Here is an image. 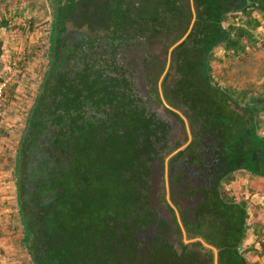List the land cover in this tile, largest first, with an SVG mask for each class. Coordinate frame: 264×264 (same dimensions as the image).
<instances>
[{
	"label": "trees",
	"instance_id": "1",
	"mask_svg": "<svg viewBox=\"0 0 264 264\" xmlns=\"http://www.w3.org/2000/svg\"><path fill=\"white\" fill-rule=\"evenodd\" d=\"M69 2L75 0H59L53 66L35 99L30 130L15 159L17 202L33 263L202 264L195 252L179 254L165 239L166 219L148 199L150 164L177 150L167 161H179L185 167L177 169L180 175L189 171L190 176L174 178L168 187L161 184L162 204L174 213L172 203L177 202L172 195L170 201L165 196L169 198L184 181L188 198L198 199L193 222L187 220L188 214L181 216L188 236L214 245L222 264H249L239 249L248 217L246 201L226 197L221 182L239 169L264 177V136L258 131L264 90L252 95L244 88H223L213 79L209 63L215 46L233 56L257 41L252 30L264 20V0H255L257 7L244 10L239 22L228 14L247 0H194L197 19L187 39L172 50L166 75L168 102L181 109L187 123L170 108L166 113L185 130L190 128L192 139L186 144L173 137L169 119L155 120L145 108L131 104L133 100L126 105L122 99L117 105L118 126L84 117L83 89L72 83L79 73L65 80L71 65L66 71L57 67L63 5ZM87 2L76 11L79 15L86 8L91 11ZM77 53L81 57L82 52ZM107 90L101 88L110 98L119 94L126 98L124 89ZM195 243L203 245L200 240Z\"/></svg>",
	"mask_w": 264,
	"mask_h": 264
},
{
	"label": "flooded vegetation",
	"instance_id": "2",
	"mask_svg": "<svg viewBox=\"0 0 264 264\" xmlns=\"http://www.w3.org/2000/svg\"><path fill=\"white\" fill-rule=\"evenodd\" d=\"M103 6L98 7L97 17L92 20L94 23L89 21L83 24L84 31H87L89 35H84L83 39L74 40L72 44L66 43L63 30H66L65 23H67V20L65 22L63 18L61 19L62 33L60 35L61 44L58 47L60 55L57 59V67L60 71H66L68 63L70 65L71 62L73 63L71 69L65 75V80L72 79L71 76L77 72L79 73L77 79H74L72 83L83 89L84 117L86 119L93 117L94 120H100L103 123L105 122V125L109 124L112 127L118 126L116 122H119L121 108L117 105L123 103L122 99H125L126 105H129L130 100H133L131 104L145 108L146 112L152 114L155 120L169 119L168 122L171 124V134L173 135L172 124L177 119L168 116L166 108L174 110L181 116L182 114L173 108L174 104L171 105L168 102L167 90L170 88V77L168 81L166 75L170 71L174 57L172 50L187 39L197 19L198 9H196V13H193L196 8L194 0H135L134 7L142 13L141 16L139 13H127L126 4L118 8L115 13H110L112 12L110 7L106 9ZM76 11L71 10L76 19L80 17L82 20H91V16L86 14L88 11L81 15ZM107 13H109V17L104 16ZM70 22L73 23V27H77L73 20H70ZM146 25L148 27H145ZM135 27H139V29H134ZM134 32L137 33L136 37ZM90 48L96 50H93V52L90 51ZM77 50L82 52L81 57L78 56ZM101 88H108L107 92L124 89L126 98L120 94L110 98L101 91ZM87 89L94 91L93 97ZM96 101H99L100 104ZM163 112L167 114L166 117L162 114ZM172 117L174 118L173 122ZM181 127L184 128L183 123ZM119 128V131L122 132V127ZM190 133L191 138L189 139H192V132ZM173 137L175 136L173 135ZM176 151H171L162 160H155L150 164L152 174L150 197L148 199L159 217L166 219L167 230L163 236L179 254L182 251H192L198 255V259L202 264H222L219 257L220 253L214 245H197L195 242L197 240L201 241V238H192L194 239L192 242L184 240L187 233L186 228L189 227L181 223L175 209L172 213L164 204L161 206L156 197L158 194L156 190H153L154 182L157 183L159 177V175H156L155 168L160 163L163 169L170 171L167 177H164L165 174H163L161 180V184L165 183L167 187L169 183L172 184L171 181L174 178H182L183 176L186 179L190 176L189 171L186 175H180L177 169H185V167L180 165L179 161L169 163ZM168 158H170L169 161H167ZM181 183H184V181ZM186 185L184 183L180 191H177L178 188H175L177 190L173 189L175 191L171 193L167 190L170 194L169 198L172 195L174 201L177 202L182 195L187 196L188 189ZM160 190L159 187L158 191L160 192ZM165 198L166 200L169 199L167 195ZM161 199L165 200L164 198ZM180 209L181 216L182 214H188L187 220L193 222V206L185 209L181 207ZM149 246L151 247V245ZM138 253L139 257L144 254L142 245H140Z\"/></svg>",
	"mask_w": 264,
	"mask_h": 264
},
{
	"label": "rangeland",
	"instance_id": "3",
	"mask_svg": "<svg viewBox=\"0 0 264 264\" xmlns=\"http://www.w3.org/2000/svg\"><path fill=\"white\" fill-rule=\"evenodd\" d=\"M84 1L85 0H75V3L69 2V5H63V7H65L63 8V11L65 12L63 20L65 22L67 20V23H65L66 30H63L66 43L68 42L72 44L74 40L83 39L84 35H89L87 31H84L85 27H83V24L89 21L94 23L92 20H95L100 5H104L103 7L106 9L107 7H110V11H112L110 13H115L118 8H121L126 4L128 8L127 13H139L140 16L142 14L134 7L135 0H89L87 3H90L92 9L89 12L86 8V11H88L87 14L91 16V20H82L80 17L79 19H76L71 10L73 9L75 12L77 7H80ZM50 2V13L48 12L49 14H46L49 19L45 22L43 21V23L46 24L30 26L22 24L20 27H17L19 41L16 50L18 52L15 55L16 59L9 58V60H4L2 63L0 62V81H7L3 97L5 109L0 115V237H4L5 240V243L2 242V245H0V264H34L25 247L27 240L25 237L26 231L21 221L16 195L15 159L19 147L18 143L24 133L29 112L45 77L48 75L49 70L52 67L48 47L52 42L54 11L55 7H58L59 5V0H55L54 4L52 1ZM94 2H96V4H94ZM4 5L1 7H5ZM1 13H3V11L0 9V16ZM24 14H27V12ZM32 15L38 17V19L40 18V12L38 11L32 12ZM104 16L109 17V13ZM24 17L25 15L22 14L20 18ZM70 20H73L77 27H73V23H71ZM145 27L148 26L146 25ZM19 29H21V31ZM134 29H139V27H135ZM18 31L20 33H18ZM134 34L136 37L137 33L134 32ZM40 38H43L45 43L40 41ZM39 45H44V48H40ZM214 48L217 49L219 47L215 46ZM259 49L264 53V42L260 44ZM93 50L96 49L90 48V51ZM23 55L26 56V59L23 57L17 58L18 56ZM23 59H25V64L20 69L17 64ZM44 59L47 61L45 64H43ZM209 64L212 67L211 74L213 75V79L223 88L229 90H242L245 87L244 89L248 90L252 95H256L264 90V54L260 58L261 69H255L254 60H252L250 56L243 58L234 55L228 58L226 57L224 60L223 58L222 60H219L218 58H215L213 53ZM72 65L73 63L71 62V66ZM176 111L184 116L181 109L177 108ZM172 119L174 120L173 117ZM258 119L260 123L259 130L264 136V115L261 114ZM172 125L173 135L179 137L181 143H188L189 138H191L190 128L188 127L187 129L186 126V132H184L185 129L181 127L182 123L179 122V120H174ZM184 144L180 146L181 149L184 147ZM155 169L156 175H159V177L157 183L154 182L153 190H156V193L159 195L160 192L158 190L159 187L161 189L163 174H165L164 177H167V175L170 174V171L163 169L161 163L157 165ZM246 172L247 171L244 169H239L233 171L230 175L225 176L221 182V189L226 197L229 199H236L241 191L240 189L244 187L242 183L247 182L245 180L248 178V175H243ZM236 174L238 175L235 176ZM180 184V189L178 188L177 191H180L184 186V183ZM158 195L156 197L160 200ZM2 198H4L3 201H1ZM168 200L170 201V198ZM196 200L198 199L196 198L192 201L188 196L182 195L177 202L182 208H190L195 204ZM162 203L163 202L161 201V204ZM172 205L177 211V216L181 221V214L178 205L176 203H172ZM184 240L186 242H192L194 239L190 238L186 233Z\"/></svg>",
	"mask_w": 264,
	"mask_h": 264
},
{
	"label": "crops",
	"instance_id": "4",
	"mask_svg": "<svg viewBox=\"0 0 264 264\" xmlns=\"http://www.w3.org/2000/svg\"><path fill=\"white\" fill-rule=\"evenodd\" d=\"M50 3H51L50 0H0V9L3 11V13H1L0 16V62L1 63L4 60H9V58L16 59L15 55L18 52L16 50L19 41L17 36V27H20L22 24L28 26L41 25V24L45 25L46 23H43V21L45 22L47 19H49V17H47L46 14L48 12L50 13ZM2 5H4L5 7L2 8L1 7ZM256 7L257 6L255 0H247V3L244 7H242L240 10L231 11L228 14V17H231L232 15L234 17L235 15L237 16L235 17L237 19L236 21L239 22L240 17L244 16L243 15L244 10L255 9ZM36 11L40 12V18H39L40 20L38 19V17L32 15V12H36ZM25 12H27V14H24ZM22 14L25 15L24 18H20ZM228 24L229 21L227 20L223 22V25L225 27H227ZM19 30L21 31V29ZM252 32L257 41L252 45L249 44L245 45L243 52L235 56H241L243 58L250 56L252 60H254L255 69H261L260 58L263 56L264 53H262V51H260L259 48H260V44L264 42V20H262L260 25L257 28L253 29ZM18 33L20 32L18 31ZM39 40L45 43L43 38L42 39L40 38ZM44 45H39V46L40 48L41 47L44 48ZM218 47L219 48L217 49L214 48L212 50L215 58L218 59L223 58L224 60L226 57L228 58L232 56L226 54V51L223 50L221 45H218ZM48 51L50 52V59H51L50 46L48 47ZM25 55L18 56L17 58L23 57L26 59ZM25 59L18 62L17 65L20 69L24 66ZM46 62H47L46 59H44V63L43 62L42 63L45 64ZM40 92H41V87H40ZM4 106H3V110L0 111V115L4 112L5 109ZM258 131L262 135L259 129ZM238 174H236L235 176H237ZM243 175L244 176L248 175V178L245 180L247 182L242 183L244 187L240 189L241 191L237 195L236 199L246 201V205L248 209V217H247L246 227L244 229V235L239 244V249L241 253L247 258L249 264H264V177L253 176L250 175L248 172H246ZM15 182H16V178H15ZM3 200L4 198L1 199V201ZM3 240L4 237H0V245H2V242L5 243V240L4 241Z\"/></svg>",
	"mask_w": 264,
	"mask_h": 264
},
{
	"label": "water",
	"instance_id": "5",
	"mask_svg": "<svg viewBox=\"0 0 264 264\" xmlns=\"http://www.w3.org/2000/svg\"><path fill=\"white\" fill-rule=\"evenodd\" d=\"M50 1H52V3L54 4V1L55 0H50ZM57 12H58V7H55V11H54V22H53V32H52V42H51V45H50V51H51V66H53L52 65V61L54 60V57H55V51H54V45H55V42H56V40H55V38H56V34H58V30H57V21H58V14H57ZM47 77V76H46ZM45 77V78H46ZM44 82H45V79H44V81H43V83H42V85H41V91L43 90V86H44ZM40 94V91H39V93H38V95ZM35 102H34V104H33V106H32V108H31V110H30V112H29V115H28V117H27V121H26V125H25V129H24V133H23V135H22V137H21V140H20V142H19V146L22 144V142H23V140H24V137L28 134V132H29V130H30V127H29V124H30V118H31V115H32V113H33V109H34V107H35ZM163 115H164V117H166V114H165V112H163L162 113ZM183 116V115H182ZM183 119L186 121V118L183 116ZM172 121H173V119H172ZM19 149L20 148H18V151H17V156L19 155ZM17 164H19V159H18V161H17ZM158 200H159V198H158ZM159 202H160V204H161V201L159 200ZM162 205V204H161ZM163 206V205H162ZM22 221H23V219H22ZM201 242H202V244L203 245H209L206 241H204V240H201Z\"/></svg>",
	"mask_w": 264,
	"mask_h": 264
},
{
	"label": "built area",
	"instance_id": "6",
	"mask_svg": "<svg viewBox=\"0 0 264 264\" xmlns=\"http://www.w3.org/2000/svg\"><path fill=\"white\" fill-rule=\"evenodd\" d=\"M6 86H7V81L5 80L0 81V111L3 110V106H4L3 97Z\"/></svg>",
	"mask_w": 264,
	"mask_h": 264
}]
</instances>
